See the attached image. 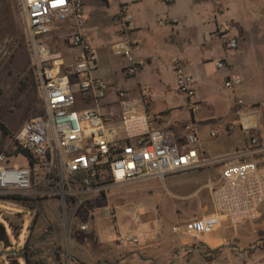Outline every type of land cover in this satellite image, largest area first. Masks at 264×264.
Segmentation results:
<instances>
[{"label": "built area", "instance_id": "1", "mask_svg": "<svg viewBox=\"0 0 264 264\" xmlns=\"http://www.w3.org/2000/svg\"><path fill=\"white\" fill-rule=\"evenodd\" d=\"M17 2L44 113L26 121L15 132L12 137L15 151L11 156L0 154V199L59 195L63 207H67L68 200L75 197L88 203L92 197L106 196L119 184L151 180L164 183L171 174L209 163L197 148L200 135L195 122L185 125V135L180 138L171 128L156 126L147 110L136 111L127 92L121 90H115L120 118L115 120L112 115L100 112L113 88L93 75L99 54L82 34L86 21L83 0ZM119 19L123 28H129L133 16L122 8ZM166 22V18L159 20L160 25ZM62 26L63 44L76 50L72 61H67L51 45L54 32ZM228 29L222 27L218 32L225 35ZM113 47L114 53L125 62L124 77H134L147 64L146 59L134 55L132 42L120 41ZM237 47L235 38L226 43L229 50ZM7 48L14 51L18 43L6 39L1 44L0 66L9 57ZM215 64L218 69L226 67L224 61ZM172 66L178 93L195 98L196 78L187 73L181 59L174 58ZM241 85L242 78L238 76H230L224 83L232 92ZM236 103L240 108L239 120L228 124L226 130L239 127L250 146L242 155L249 159L223 168L210 188L214 211L184 224L182 230L187 236H208L223 222L237 227L260 215L264 204V163L257 159L261 152L257 147L258 118L252 109L245 108L243 99ZM218 134L217 129L212 130L210 137ZM18 156L24 157L28 165L9 163ZM104 212L106 217L112 216L110 208ZM136 220L141 218L136 216ZM87 228L80 227L82 231ZM179 228L175 226L172 231L179 232ZM117 241L126 247L138 246L141 237L118 236Z\"/></svg>", "mask_w": 264, "mask_h": 264}, {"label": "rangeland", "instance_id": "2", "mask_svg": "<svg viewBox=\"0 0 264 264\" xmlns=\"http://www.w3.org/2000/svg\"><path fill=\"white\" fill-rule=\"evenodd\" d=\"M124 4L141 10V15L147 18L148 24L149 15L156 14L160 15V18H165L169 13L168 9L156 0H144L142 5L137 6L132 0H88L87 6L90 12L88 29L95 40L103 44L108 43V46L117 42L116 33L122 25L121 22L118 23L119 8ZM180 12L183 14L185 11L183 9L177 11L178 14ZM234 25L235 20L229 18L226 27L231 29ZM216 34L219 37L223 36L219 32ZM6 39L17 42L18 48L14 51L7 48L9 57L0 66V121L10 132L4 140V149L1 148L0 132V154L5 153L3 152L5 150L7 153L14 152L12 137L15 132L26 121L44 113V103L35 81L31 52L18 11L17 0H0V46ZM259 39L263 45L262 48L257 50L251 48L237 53L239 58L234 56L233 64L237 65L238 59L246 60L249 64L253 95L258 99L253 104L260 106L263 104L264 109V34L259 35ZM56 40L55 38L52 44L59 47L62 39H58V44ZM118 59L120 57L114 54L109 56L108 70L115 81L117 90L127 92L134 109L140 106L143 110H151L153 102L155 109L165 113L167 119L176 126H181L186 120L192 118L194 119L192 122L200 128L201 141L207 143L210 140L215 143L216 153L225 151L234 153L239 158L236 160L241 162L249 159L242 157L243 152L250 149V146L244 142L239 127L229 132L221 129L217 137H209L212 125L219 123V120H224L228 116L227 110H202L194 113L187 110L186 97L174 91V81L168 74L161 80L140 82L141 85L148 86L150 100L147 90L139 87L136 78L122 77L117 65ZM202 70L203 75L211 81V87L205 90V96L209 104L217 108L219 95L232 93L224 88V69L216 70L213 65H205L201 67ZM232 111L233 114L229 115L228 119L236 122L239 120V115ZM256 134L259 142L257 147L261 149L257 159L264 163V110H260L258 114ZM9 163L23 167L28 165L27 160L22 156L9 160ZM209 170L198 168L169 175L168 177L175 176V180L182 181V184L176 185L169 184V181L173 179L169 180L168 177L164 183L151 180L119 184L106 196L92 197L88 203H81L79 197L68 200L67 207H63L59 195L42 198L40 195L33 197L19 195L15 200L0 199V223L4 225L7 232V239L0 240V264H25L24 255L19 253L25 244L31 247L29 259L41 264H117L115 254L119 247L116 245V238L130 235L140 236L142 239L148 231L144 222L148 213L157 214L163 220L162 208L166 205L164 208L169 207L171 215L174 216L171 218L167 214L165 217L167 222L170 225L179 226L212 212L210 188L217 182L219 173L211 176L210 171L214 168ZM196 189L197 192L193 195ZM173 206L176 207L173 208ZM107 207L112 211L110 220L104 212ZM136 216H139L141 220L137 221ZM90 220L104 223V228L100 231L102 237L96 241L94 237H89L85 242L80 239V233H82L80 226ZM96 226L93 224L89 229L91 236H94V231L99 230ZM237 227H243V229L239 233V228L231 227L230 234L234 239L229 241V250L239 253H232L230 259L215 253L214 259L210 255L208 260L215 264H247L251 261L252 263L249 264L254 262L264 264V204L261 206L257 219L246 221ZM141 244L127 246L122 250L125 253L138 252ZM83 247L92 253L94 250L99 253L97 256L83 257L79 254Z\"/></svg>", "mask_w": 264, "mask_h": 264}, {"label": "crops", "instance_id": "3", "mask_svg": "<svg viewBox=\"0 0 264 264\" xmlns=\"http://www.w3.org/2000/svg\"><path fill=\"white\" fill-rule=\"evenodd\" d=\"M132 1L136 4L135 6L142 5L144 2V0ZM83 2L86 21L82 34L85 40L95 48L99 54L98 66L94 70L93 75L105 80L113 88L102 104L100 109L101 113L112 115L115 120L120 118L121 110L115 104V90H117V88L108 70L109 56L111 54L116 55L113 46L120 41L132 42L134 55L147 60V64L139 70L137 75L126 78L122 75L125 62L120 56L116 55L120 57V59L117 60V65L122 77L124 79L136 78L139 87L147 90L150 100L151 97L149 95L148 86L145 84L141 85L140 82L161 80L167 74L172 76L174 91L178 93L172 60L174 58H179L184 63L187 73L197 80L195 98L191 101L186 97L187 100L185 104L187 110H191L192 113L201 112L202 110H227L228 116L233 114L232 110H234L236 115H238L240 109L236 103L238 99H243L245 108L252 109L251 111L256 113L257 118L260 110H264L262 107L263 104L261 106L253 104L258 99L253 95V82L250 77L249 64L246 60L240 61V59H238L237 65L233 64V57L236 56L239 58L237 53L244 52L251 48L257 50L263 46L259 42V35L261 36V34H264V0H171L169 4L165 5H163V2L156 0L157 3H161L162 6L168 9L169 13L167 17H165L167 19L165 25L159 24L161 18L160 15L156 14L149 15L148 24L147 18L141 15V10L133 8L132 5L124 4L120 6L119 12L122 8L126 9L127 12L133 16V21L129 28H123V25L118 28L116 33L118 36L116 39L117 42L111 46H108V43L103 44L95 40L93 35H91L88 29L90 20V12L87 6L88 0H83ZM154 5L158 7L157 4ZM182 9L185 12L183 14L181 12L178 14L177 11H182ZM161 16H163V14ZM229 18L235 20L234 28H229L228 32L222 37L217 36L216 33H218V30L227 26ZM119 22H121L120 19L118 23ZM61 29L64 30L65 28L62 26L61 28H57L54 32L51 45L53 48L61 51L67 61H72L75 58L76 50L64 45L63 41L59 43V47L53 46L52 44L55 38L57 39V44L58 39H62V32L64 31H61ZM230 38L237 39L238 47L236 49L229 50L226 48L227 42L225 43V41ZM217 61H224L226 65L223 72V85L230 76L242 78V85L235 92H232L231 95L220 94L217 99V108H215L209 104L205 96V90L211 87V81L207 76L205 77V75H203L201 67L213 65L216 70H220L216 67L215 63ZM135 110L142 111L143 109L138 106V109ZM147 111L156 126L169 127L180 138L185 135V125L192 122V120L194 121V119L191 118L186 120L183 125L176 126L167 119L165 113L155 109L153 102L151 110ZM228 116H226L224 120H219V123L212 125L210 133L215 129L218 131L221 129L227 131L228 124L232 122V120L228 119ZM198 131L200 135L199 127ZM241 134L243 135L244 142L248 145L246 137L242 132ZM216 147V144L212 141L210 142V140L207 143L201 141L200 136L197 148L200 153L209 160L207 165L200 168L211 170L213 167L214 170H209L210 175H215L218 172L220 177L226 165L236 164L241 161H237L236 159L239 158L235 156L236 154L231 152L225 151L216 153ZM174 178L176 177H168L169 180L173 179V181H169V184H182V181H177ZM193 192V195H195L197 189ZM180 197H182V195H180ZM163 206L165 207L166 205ZM164 207L162 208L164 215L163 220L160 216L153 213H148L144 218V222L146 223L145 226L148 231L141 239V249L138 252H123L124 250L122 249H126L124 248L126 246L119 244L116 238L115 242L117 247H119L115 254L117 264H215L208 260L210 255H212L211 257L214 259L215 253H218L223 255L224 258L230 259L232 253H239L229 250V241L234 238H232L233 236L230 234L231 227L228 223L223 222L211 235L192 238L183 233L182 226L186 223L179 225V232L172 231V228L175 226L170 225L165 217L167 214L171 218L174 216L171 215L169 207ZM174 207L176 206H173V208ZM213 211L214 209L212 212ZM30 214L33 218L34 216L31 212ZM113 216L116 217V215ZM107 218L110 220L109 217ZM93 224H95V226L97 225L96 227L99 230L94 231V236H91L89 229ZM82 225H86L88 228L80 233L81 240L87 242V238L89 237H94L95 241L101 239L102 236L100 231L104 228V223H96L90 220ZM236 228H239V233L243 229V227ZM98 253L99 251L97 250H94L92 253L86 247H83V250L79 251V254L83 257H90L91 255L97 256ZM249 263H252V261L247 264ZM253 264H255V262Z\"/></svg>", "mask_w": 264, "mask_h": 264}, {"label": "trees", "instance_id": "4", "mask_svg": "<svg viewBox=\"0 0 264 264\" xmlns=\"http://www.w3.org/2000/svg\"><path fill=\"white\" fill-rule=\"evenodd\" d=\"M0 132L2 135V143H1V148L4 149V140L6 139V137H8L10 135V132L8 130V128L3 124L2 121H0ZM5 152L8 156H11L12 153H7V151H3ZM17 198H14V200ZM7 239V232L6 229L2 226H0V240L1 241H5ZM29 252H31V247L28 246L27 244H25L24 248L22 250H20V254L22 253L25 257V264H41L40 262L37 261H32L29 259Z\"/></svg>", "mask_w": 264, "mask_h": 264}]
</instances>
